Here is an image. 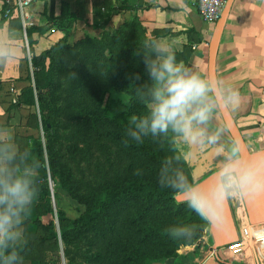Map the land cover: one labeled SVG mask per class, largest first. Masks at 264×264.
Listing matches in <instances>:
<instances>
[{
    "label": "trees",
    "instance_id": "trees-1",
    "mask_svg": "<svg viewBox=\"0 0 264 264\" xmlns=\"http://www.w3.org/2000/svg\"><path fill=\"white\" fill-rule=\"evenodd\" d=\"M114 12H108L104 19H110ZM78 21L71 15L49 20L65 33V37L39 55L33 52L35 87L30 85L24 88L18 103L14 105L34 108L38 104L40 122L49 139L47 162L41 140L31 138V150L42 161L43 167L38 176L39 195L31 207L25 229L31 235H37L41 228L50 232V240L57 241L59 237L54 232L56 219L64 223L61 238L66 246L68 264H77L78 261H85L86 264H150L175 258L179 252L174 251L173 246L180 251L197 243L209 226L185 205L178 203L177 196L157 182L156 174L161 160L172 154L169 142L146 139L142 144L126 143L125 129L131 116L145 111V105L136 97V86L131 85L136 74L141 77L137 84L147 79L142 60L133 55L135 36L145 39V32L134 19L113 32L103 27L106 33L104 42L86 41L75 49L68 45V30ZM50 30L48 26L37 29L40 34ZM62 59L64 62L78 61L71 70L74 75L78 73V77L71 83L66 107L54 112L49 98L58 86L57 72L61 69L57 62ZM62 65V69H65L66 63ZM112 92L128 97L126 112L113 115L104 106L105 97ZM65 114L71 122L75 140L95 148L110 146L116 149L123 163L127 164L128 172L144 177H131L122 184L104 188L93 197L88 209L80 211L74 219L63 212L56 215L48 182L49 179L53 181L55 199L60 201L57 191H68L69 186L58 168L61 154L54 147V142L58 139L60 128L57 118ZM184 166L192 174L187 161ZM39 212L43 220H39ZM176 221L194 225L197 235L190 241L172 238L166 229ZM85 238L88 241L84 242L87 246L84 251L80 245ZM32 246V242H25L19 250L21 255Z\"/></svg>",
    "mask_w": 264,
    "mask_h": 264
},
{
    "label": "clouds",
    "instance_id": "clouds-1",
    "mask_svg": "<svg viewBox=\"0 0 264 264\" xmlns=\"http://www.w3.org/2000/svg\"><path fill=\"white\" fill-rule=\"evenodd\" d=\"M15 33L0 37V66L17 57ZM142 60L147 77L133 78L136 97L145 111L132 115L125 129L126 143L146 139L169 142L157 171L158 184L180 197L179 202L208 225L227 221L233 201L264 196V155L246 158L239 142L227 135L226 123L218 122L221 106L235 111L238 91L225 81L213 80L201 70L178 60L170 44L156 36L146 37L133 52ZM218 150L214 177L205 183L185 168L194 152ZM42 161L21 143L12 127L0 122V264H24L20 253L25 243V223L39 195ZM178 240L190 241L197 228L176 221L166 229Z\"/></svg>",
    "mask_w": 264,
    "mask_h": 264
},
{
    "label": "crops",
    "instance_id": "crops-1",
    "mask_svg": "<svg viewBox=\"0 0 264 264\" xmlns=\"http://www.w3.org/2000/svg\"><path fill=\"white\" fill-rule=\"evenodd\" d=\"M4 1L0 0V37L16 34L17 57L0 66V122L7 124L8 111L20 126L19 110L12 100L30 86L33 73L28 47L39 55L60 42L65 33L49 20L66 15L84 21L93 17V29L106 27L117 30L127 21L137 19L146 37L166 40L178 60L201 70L208 76L209 45L217 25L206 24L192 0H34L28 10L30 36L23 37V23L18 18L3 15ZM114 10L110 19L100 22ZM93 15L91 16V14ZM48 26L50 32L37 29ZM217 79L233 86L239 93V105L230 111L252 154L264 151V0H235L221 38L216 62ZM10 91L17 96L14 97ZM218 122H223L221 114ZM224 123V122H223ZM15 133H18L16 128ZM227 135H229L227 131ZM231 137V136H230ZM218 150L206 154L194 152L187 159L192 175L199 180L214 174L213 162ZM238 240L244 242L239 256L228 252V245L216 248L210 226L203 238L180 251L177 257L150 264H264V202L259 196L230 204ZM243 230H248L244 236Z\"/></svg>",
    "mask_w": 264,
    "mask_h": 264
},
{
    "label": "rangeland",
    "instance_id": "rangeland-1",
    "mask_svg": "<svg viewBox=\"0 0 264 264\" xmlns=\"http://www.w3.org/2000/svg\"><path fill=\"white\" fill-rule=\"evenodd\" d=\"M100 14L99 21L103 22L105 12L100 11ZM92 15L93 13L91 16ZM22 34L23 37H25L23 32ZM105 34L104 29H93V17L88 20L74 22L68 30V45L77 49L79 48V45L82 46L86 41L93 42V40H97L99 42H104L106 40ZM142 40L143 39L135 36V43L133 44L134 48H136L137 42ZM27 50L29 56L28 58H31L32 63L33 51L31 50V46ZM76 54L78 53L76 52ZM77 62L78 61L76 60L64 62V59L57 62V65L60 66L61 69H58L57 72L58 86L52 91L49 98L52 106L54 107V112L58 108L64 109L66 107V101L71 91V83L78 77V73L74 75L71 72L73 65L77 64ZM64 63H66V68L62 69L61 66H63L62 64ZM29 81L30 84L35 87L34 68ZM10 93H12L14 97L17 96V94L13 91H10ZM127 102L128 97L117 92H112L105 97L104 106L107 107L113 115H116L126 112ZM17 103L18 97L12 100L13 106ZM19 111L21 114L20 126L18 127L15 123H13L14 121L12 120V113L10 110L8 111L7 125L12 127L14 130L16 128L18 129V133H15L18 140L21 143L26 144L30 149L32 146L31 138H39L46 151V161L49 162V155L47 152L49 139L42 123L40 122L38 104L34 108L26 107ZM53 116L54 119H56V116ZM57 120L60 124V128L58 129L59 135L58 139L54 142V147L60 151L61 159L59 160L58 168L63 172L64 178L69 186V190L65 191L63 189H59L57 194L60 196V201H57L54 196L55 185L53 181L49 179V188L52 193L51 204L56 215L57 212H63L69 218H77L79 212L86 211L90 206L93 197L96 194H99L104 188L122 184L131 177L135 178L140 176L144 178L138 173L134 174L128 172L127 164L123 163V159L119 156L116 149L110 146L95 148L93 145L82 144L75 140L73 138L71 122L67 114L61 118H57ZM39 220H43V216L40 212ZM63 225L64 223H61L58 219H56L54 232L57 233L59 237L57 241L50 240V232L43 231L41 228L39 229L37 235H31L25 229V242H32L33 246L22 256L24 264H68V260L65 256L66 246L61 238V229ZM85 240L88 241V238H85L80 245V248L84 251L87 249V246L84 243ZM200 240H198V242ZM185 248L186 247L182 248V250ZM172 249L178 252L182 251H179V248L176 246H173ZM77 264L86 263L85 261H78Z\"/></svg>",
    "mask_w": 264,
    "mask_h": 264
},
{
    "label": "water",
    "instance_id": "water-1",
    "mask_svg": "<svg viewBox=\"0 0 264 264\" xmlns=\"http://www.w3.org/2000/svg\"><path fill=\"white\" fill-rule=\"evenodd\" d=\"M234 1L235 0H228L220 16V19L217 22V25L213 33V37L209 45L208 76L212 78L213 80L217 79V73H216L217 55L219 51L221 38H222L224 29H225V26H226V23H227L229 14H230V10H231V7ZM220 114L223 119V122L227 124L229 135L232 138H235L239 142L240 149L246 158L253 157L254 155H264V151L260 153H256V154H252L249 151L246 145V142L228 108L222 105ZM213 177H214V174L205 178L204 180H202V182L211 183V180ZM257 196H259L260 199H262L264 202V196H261V195H257ZM176 200L178 203H180L179 202L180 197L177 196ZM210 230L213 234L216 248H222L227 245L229 246L239 241L236 236L235 224H234L233 215H232V211L230 207L228 208L227 221L221 225L210 226Z\"/></svg>",
    "mask_w": 264,
    "mask_h": 264
},
{
    "label": "built area",
    "instance_id": "built-area-1",
    "mask_svg": "<svg viewBox=\"0 0 264 264\" xmlns=\"http://www.w3.org/2000/svg\"><path fill=\"white\" fill-rule=\"evenodd\" d=\"M34 0H5V16L8 18H18L23 23V33L25 38L32 23L30 22L29 8ZM194 6L206 24H216L228 2V0H192ZM27 48L29 49L28 45ZM244 236H248V230H243ZM244 248V242L238 241L228 246V252L233 256H239Z\"/></svg>",
    "mask_w": 264,
    "mask_h": 264
}]
</instances>
